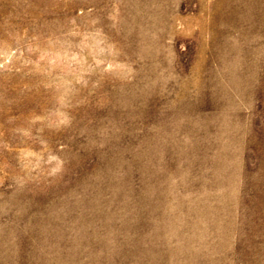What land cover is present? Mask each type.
I'll list each match as a JSON object with an SVG mask.
<instances>
[{
	"label": "rangeland",
	"instance_id": "rangeland-1",
	"mask_svg": "<svg viewBox=\"0 0 264 264\" xmlns=\"http://www.w3.org/2000/svg\"><path fill=\"white\" fill-rule=\"evenodd\" d=\"M0 264H264V0H0Z\"/></svg>",
	"mask_w": 264,
	"mask_h": 264
}]
</instances>
